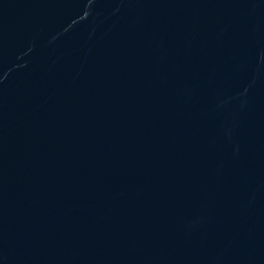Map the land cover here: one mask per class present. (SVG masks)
<instances>
[{"label":"water","instance_id":"95a60500","mask_svg":"<svg viewBox=\"0 0 264 264\" xmlns=\"http://www.w3.org/2000/svg\"><path fill=\"white\" fill-rule=\"evenodd\" d=\"M0 264H264V0H25Z\"/></svg>","mask_w":264,"mask_h":264}]
</instances>
